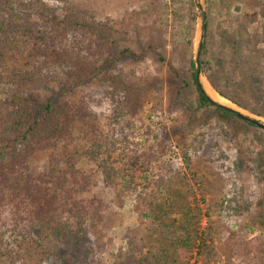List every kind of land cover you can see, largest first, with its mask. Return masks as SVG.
Masks as SVG:
<instances>
[{"label": "trees", "instance_id": "obj_1", "mask_svg": "<svg viewBox=\"0 0 264 264\" xmlns=\"http://www.w3.org/2000/svg\"><path fill=\"white\" fill-rule=\"evenodd\" d=\"M223 2L230 9L229 0ZM187 4L184 32L188 40L174 44L169 61L164 55L158 57L168 64L171 106L181 107L188 123L196 114L204 115L205 121L216 118L229 122L236 134H251L264 143V130L212 104L197 80L190 38L196 20L194 0ZM258 14L264 16L263 6L259 13L247 11L222 30L214 53L207 40L210 23L206 20L200 63L217 94L264 119V36L248 32ZM154 36V43L166 40ZM128 55L138 59L131 49L118 46L115 30L108 23L93 19L74 0H0V264H46L50 259L81 264L56 244H81L86 239L88 216L100 220V211L109 208L104 201L89 205L82 201L99 172L110 192L111 206L122 208L126 198L135 195L141 217L128 233L127 251L118 254L113 264H140L141 260L188 264L186 259L195 248L203 259H220L214 246L202 241L206 236L214 240L212 229L203 233L197 229L200 210L182 204L192 191L184 197L175 191L178 179L168 175L164 164L152 173L154 155L142 153V145L130 141L127 130L133 125L129 118L138 115L156 83L145 81L139 104L132 106L130 85L123 74L113 73ZM98 74L109 85L107 120L119 134L116 130L111 136L99 132L96 114L77 105L56 103L57 98L50 96L58 89L62 97L70 82L78 85ZM81 116V134L88 149L71 140ZM179 133L183 138L184 131ZM165 144L163 140L160 152ZM119 145L125 150L116 156ZM260 154L264 168V149ZM83 157L91 165L86 170L78 168ZM212 188L218 190L217 185ZM257 221L264 228V213Z\"/></svg>", "mask_w": 264, "mask_h": 264}, {"label": "rangeland", "instance_id": "obj_2", "mask_svg": "<svg viewBox=\"0 0 264 264\" xmlns=\"http://www.w3.org/2000/svg\"><path fill=\"white\" fill-rule=\"evenodd\" d=\"M74 2L86 9L96 21L109 24L115 30L121 49L128 48L138 54L135 61L130 55L126 56L113 71L114 74H123L126 84L130 85L129 89L131 93L133 92L132 106L139 104L145 81L156 83L138 110V115L129 118L133 126L127 133L130 141L142 145V150L140 149L142 153L149 151L154 155L151 160L152 173H158L160 166L164 164L168 175L178 179L174 185L175 191H179L182 196L188 190L192 191L193 195L187 200L184 199L182 204L200 210L196 218L199 233L212 229L214 240L211 241L206 236L202 241L213 245L220 253V259H203L195 248L186 262L264 264V228L257 221L259 214L264 213V168L261 167L260 158L264 143L257 141L251 134H236L229 122H222L216 118L205 121L204 115L196 114L195 119L188 123L184 110L170 104L168 64L160 62L158 57L164 55L169 61L174 53V46L188 40L184 32L188 0H74ZM200 2L206 20L210 23L207 40L212 53L217 50L218 35L222 30L230 28L245 12L251 10L259 13L260 8L264 7V0H229L230 9L223 0ZM194 6L196 20L190 38L195 59L201 34L195 1ZM254 31L264 36V16L258 14L257 21L248 26L249 33ZM156 34L166 39L165 42L154 43ZM163 44L165 46H162ZM69 85V90L62 97L59 96L58 89L50 95L57 98L56 103L82 107L88 113L98 116L99 132L111 136L116 130L115 132L119 134L120 130L115 129L107 120L111 103L106 92L110 88L100 74L85 83L76 85L70 82ZM80 119L83 122L82 116L76 119L78 122L74 124L71 140L73 145L82 149L87 148V143L81 134L83 126ZM260 121L264 123V119ZM148 128L151 129L149 132ZM177 129L179 132L184 131L183 138L179 132H174ZM163 140L166 141L165 150L160 152ZM117 149L116 156L124 153L123 146ZM90 167L86 158L80 159L79 169L86 170ZM214 185H217L218 190L212 188ZM111 199L99 172L94 177L92 191L84 194L82 201L86 205L104 201L109 208L100 211L102 216L100 220L91 214L88 216L84 232L86 239L81 244L55 243L64 255L79 260L81 264H113L118 254L127 251L128 233L139 225L141 219L136 211L137 197L134 195L126 198L122 208L111 206ZM176 217L182 219L183 216ZM199 242L200 240L197 244ZM141 261L140 264H148L145 260ZM46 264L59 263L50 259Z\"/></svg>", "mask_w": 264, "mask_h": 264}, {"label": "water", "instance_id": "obj_3", "mask_svg": "<svg viewBox=\"0 0 264 264\" xmlns=\"http://www.w3.org/2000/svg\"><path fill=\"white\" fill-rule=\"evenodd\" d=\"M196 6L198 7V28L201 34V39H200V43H199V47L196 53V57H195V63H196V69H197V80L199 81V83L202 85V80L206 79V76L204 74V72L201 69V50H202V46H203V42L205 39V35H206V27H205V23H206V15L204 10L202 9L201 6V2L200 0H194ZM207 81V79H206ZM208 82V81H207ZM209 83V82H208ZM210 84V83H209ZM211 86V85H210ZM212 87V86H211ZM213 89V88H212ZM204 92L206 93L207 97L209 98L210 102L214 105H217L219 107H222L223 109L229 111V112H233L235 113L240 119H242L243 121L247 122V123H251L256 125L258 128L264 130V123L262 121H260L261 118L253 116L251 114H246L244 112V110H242L241 108H239L240 110H236L233 109L231 107H228L226 105L221 104L220 102H217L215 100H213L205 91L204 87H203ZM214 90V89H213ZM215 91V90H214ZM216 92V91H215ZM219 95V94H218ZM220 96V95H219ZM222 97V96H220ZM223 98V97H222ZM225 99V98H224ZM233 104V103H232ZM236 106V105H235ZM237 107V106H236Z\"/></svg>", "mask_w": 264, "mask_h": 264}, {"label": "bare ground", "instance_id": "obj_4", "mask_svg": "<svg viewBox=\"0 0 264 264\" xmlns=\"http://www.w3.org/2000/svg\"><path fill=\"white\" fill-rule=\"evenodd\" d=\"M202 84L203 87L205 89V91L207 92V94L215 101L220 102L223 105H226L228 107H231L233 109L236 110H240L239 108H237L235 105L231 104L229 101H227L226 99L220 97L210 86V84L206 81V79L202 80Z\"/></svg>", "mask_w": 264, "mask_h": 264}]
</instances>
